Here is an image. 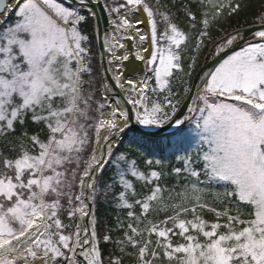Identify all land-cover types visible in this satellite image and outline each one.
<instances>
[{
  "label": "snow or ice",
  "instance_id": "1",
  "mask_svg": "<svg viewBox=\"0 0 264 264\" xmlns=\"http://www.w3.org/2000/svg\"><path fill=\"white\" fill-rule=\"evenodd\" d=\"M93 3L0 0V264H264V5L104 0L108 63L130 40L145 68L97 87ZM185 124L169 156L144 143Z\"/></svg>",
  "mask_w": 264,
  "mask_h": 264
},
{
  "label": "trees",
  "instance_id": "2",
  "mask_svg": "<svg viewBox=\"0 0 264 264\" xmlns=\"http://www.w3.org/2000/svg\"><path fill=\"white\" fill-rule=\"evenodd\" d=\"M250 7L243 12L239 17L240 24L251 23L256 12L260 10L259 6L264 5V0H246ZM14 17V16H13ZM13 17L11 20H13ZM11 20L9 22H11ZM233 26H237L236 22H233ZM86 34L90 38L89 44L95 47V31H94V21L90 18L89 24L86 26ZM208 59H211L210 57ZM205 61L203 55L200 57V64L202 65ZM199 68V65H198ZM97 70V65H96ZM196 72L193 73V76ZM193 125H187L177 133L167 136L161 139H150L145 138L144 143L149 149L155 152L159 158L161 155L169 156L176 147H187L194 140ZM131 136V134H129ZM125 147L127 145L125 144ZM142 155V154H141ZM165 164L168 163L167 160L164 161ZM119 209L115 207L114 204L105 202L103 199L97 202L95 206V216L98 221V226H103L106 229H112L117 222V217L120 215ZM211 218V216H209Z\"/></svg>",
  "mask_w": 264,
  "mask_h": 264
},
{
  "label": "water",
  "instance_id": "3",
  "mask_svg": "<svg viewBox=\"0 0 264 264\" xmlns=\"http://www.w3.org/2000/svg\"><path fill=\"white\" fill-rule=\"evenodd\" d=\"M92 6H93V8H95V12H96V16L94 19L92 18V20H94L95 31H96L95 41L97 42V51L99 52V63H100V68H101V71H100L101 81H111L114 84V80H112V73H110L108 63H107V52L103 51L104 34L106 32H108V27H109L108 13L106 11L102 10L103 6H104V2L102 0H100V6H97L95 3H93ZM143 27L144 26L141 25V28H143ZM248 31L250 32V31H252V29H249ZM97 32H99V39L97 38ZM123 43H125V48L121 49V51L126 52L127 55L129 56V59L127 61L121 62L122 78H132V77H137V76L144 74L145 66L141 61H137L135 59V55L132 51V49H133L132 48V41L127 40V41H123ZM213 63H214L213 60H210L207 63H204L203 64L204 67L202 70L203 71H211ZM114 93L119 95V89H114ZM181 111L186 114V109H181ZM176 132H177V130H175L174 128L168 127L166 130H161L159 132V135H156L153 137H147V138H152V139L165 138L168 135H172ZM130 134H132V133H130ZM85 222H86V220H85Z\"/></svg>",
  "mask_w": 264,
  "mask_h": 264
},
{
  "label": "rangeland",
  "instance_id": "4",
  "mask_svg": "<svg viewBox=\"0 0 264 264\" xmlns=\"http://www.w3.org/2000/svg\"><path fill=\"white\" fill-rule=\"evenodd\" d=\"M102 1H104V0H102ZM111 2H112V0H109V3H111ZM14 19H15V17H13V20ZM86 46L89 47V49H90V60L92 62L93 76L97 82V87H99L100 81H101V74H100L101 68H100V63H99V53L97 52L96 42H95V47H92V45H90V44H87ZM96 65H97V70H96ZM198 70H200V68H198ZM156 158H159V157L156 155ZM119 213H120V211H119ZM113 234L115 235V233H113Z\"/></svg>",
  "mask_w": 264,
  "mask_h": 264
},
{
  "label": "bare ground",
  "instance_id": "5",
  "mask_svg": "<svg viewBox=\"0 0 264 264\" xmlns=\"http://www.w3.org/2000/svg\"><path fill=\"white\" fill-rule=\"evenodd\" d=\"M108 19H109V15H108ZM134 19V18H133ZM141 27V26H140ZM111 30H112V26H111V24H109V27H108V32H111ZM104 38H105V34H104ZM132 51H133V53H134V55H135V52H136V46H135V44H134V42L132 41ZM125 54H127L126 52H124V51H121V49H118L117 50V55H120V56H123V55H125ZM109 59H110V57H109V54L107 53V63H108V61H109ZM108 67H109V71H110V73H113L114 71H116L117 70V67H119V72H120V74H121V70H122V66H121V61H114L113 62V64L112 65H110L109 63H108ZM143 75V74H142ZM141 76V75H140ZM137 77H139V76H137ZM133 78V77H132ZM86 223V222H85Z\"/></svg>",
  "mask_w": 264,
  "mask_h": 264
}]
</instances>
